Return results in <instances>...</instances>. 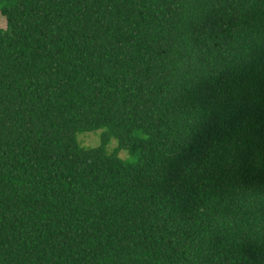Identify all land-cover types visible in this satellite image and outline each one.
<instances>
[{
	"label": "trees",
	"instance_id": "1",
	"mask_svg": "<svg viewBox=\"0 0 264 264\" xmlns=\"http://www.w3.org/2000/svg\"><path fill=\"white\" fill-rule=\"evenodd\" d=\"M0 11V264H264V0Z\"/></svg>",
	"mask_w": 264,
	"mask_h": 264
},
{
	"label": "rangeland",
	"instance_id": "2",
	"mask_svg": "<svg viewBox=\"0 0 264 264\" xmlns=\"http://www.w3.org/2000/svg\"><path fill=\"white\" fill-rule=\"evenodd\" d=\"M6 18L1 14L0 11V27L5 28L6 27ZM104 130H97L93 132H83L78 134V140L80 141V144L85 147L89 148H95L100 145L101 139H102V133ZM117 146L116 141L112 140L109 147H111V150L114 149ZM128 155L126 152L121 153V157L126 158Z\"/></svg>",
	"mask_w": 264,
	"mask_h": 264
}]
</instances>
